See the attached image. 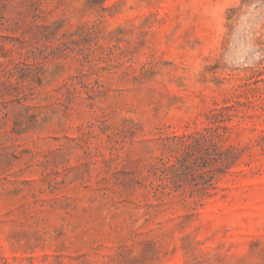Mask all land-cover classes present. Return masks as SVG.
I'll return each mask as SVG.
<instances>
[{"label":"rangeland","instance_id":"obj_1","mask_svg":"<svg viewBox=\"0 0 264 264\" xmlns=\"http://www.w3.org/2000/svg\"><path fill=\"white\" fill-rule=\"evenodd\" d=\"M0 264H264V0H0Z\"/></svg>","mask_w":264,"mask_h":264},{"label":"trees","instance_id":"obj_2","mask_svg":"<svg viewBox=\"0 0 264 264\" xmlns=\"http://www.w3.org/2000/svg\"><path fill=\"white\" fill-rule=\"evenodd\" d=\"M202 137L204 138L205 136L202 135ZM204 139H205V138H204ZM207 142H208V148H209L210 150H212V152H213L214 154H217V153H216V144L212 141V139H209V141L207 140ZM210 178H212V176H210Z\"/></svg>","mask_w":264,"mask_h":264}]
</instances>
